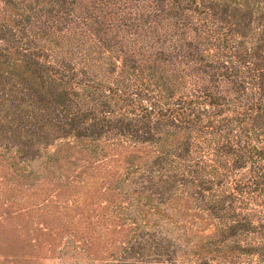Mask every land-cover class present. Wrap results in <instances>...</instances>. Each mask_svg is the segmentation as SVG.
<instances>
[{
  "label": "trees",
  "instance_id": "1",
  "mask_svg": "<svg viewBox=\"0 0 264 264\" xmlns=\"http://www.w3.org/2000/svg\"><path fill=\"white\" fill-rule=\"evenodd\" d=\"M0 157L106 186L107 264H264V0H0Z\"/></svg>",
  "mask_w": 264,
  "mask_h": 264
},
{
  "label": "rangeland",
  "instance_id": "2",
  "mask_svg": "<svg viewBox=\"0 0 264 264\" xmlns=\"http://www.w3.org/2000/svg\"><path fill=\"white\" fill-rule=\"evenodd\" d=\"M38 163L26 170L21 160L0 157V264H63L64 255L70 257L72 247L82 244L92 258L89 264H107L132 236L128 225L109 221L105 238L97 237L104 214H111L115 206L107 200L106 186L97 184L98 199L77 208L72 206L77 194L64 186L72 173L61 180L57 172L38 171ZM90 237H95V244L88 242Z\"/></svg>",
  "mask_w": 264,
  "mask_h": 264
}]
</instances>
